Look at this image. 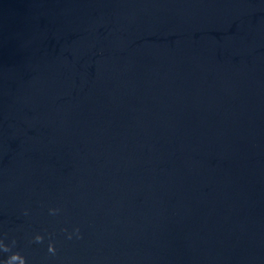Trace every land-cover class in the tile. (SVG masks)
<instances>
[{"label":"water","instance_id":"obj_1","mask_svg":"<svg viewBox=\"0 0 264 264\" xmlns=\"http://www.w3.org/2000/svg\"><path fill=\"white\" fill-rule=\"evenodd\" d=\"M0 264H264V0H0Z\"/></svg>","mask_w":264,"mask_h":264}]
</instances>
